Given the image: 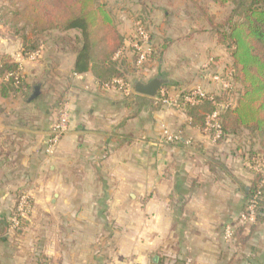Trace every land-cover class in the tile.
<instances>
[{"label": "crops", "instance_id": "obj_1", "mask_svg": "<svg viewBox=\"0 0 264 264\" xmlns=\"http://www.w3.org/2000/svg\"><path fill=\"white\" fill-rule=\"evenodd\" d=\"M208 35L186 33L179 68L167 54L173 42L153 41L157 50L167 45L158 64L181 72V83L210 90L198 66L207 58L220 71L227 48L205 42ZM49 45L45 59L33 62L22 44L0 38V54L21 64L28 83L41 90L39 82L52 79L66 89L70 108L68 130L47 153L54 92L40 91L32 102L6 98L0 82V264H264V222L245 227L236 243L254 179L246 166L247 132L217 142L191 125L182 108L150 106L151 97L134 91L138 101L125 102L119 91L100 86L91 69L74 73L76 54ZM52 64L53 76L47 75ZM209 77L213 89L221 88ZM163 126L181 132L182 141L162 142ZM24 190L33 209L14 228ZM227 225L236 228L230 242Z\"/></svg>", "mask_w": 264, "mask_h": 264}, {"label": "trees", "instance_id": "obj_2", "mask_svg": "<svg viewBox=\"0 0 264 264\" xmlns=\"http://www.w3.org/2000/svg\"><path fill=\"white\" fill-rule=\"evenodd\" d=\"M11 1L12 8L9 13L16 23L23 22L25 27H29L35 33L43 34L51 31L64 33L55 38L51 45L58 54H76L74 73H83L91 69L102 87L104 84H112L115 79L119 78L128 82V76L121 68L127 62L124 55L126 37L122 34L112 9L105 2L102 0ZM214 2L222 7L232 5L230 13L222 24L215 21L204 2L187 0L189 7H195L201 11L215 31L218 42L229 51L232 78L235 85L238 84L241 87L236 105L220 108L219 104L224 102V98L210 93L206 97H199L198 102L193 104L186 101V97L192 94V90H186L178 95L175 107L182 108L190 119L191 125L201 130L208 127V116L218 112L215 121L220 125L222 133L215 139L217 142L232 136H239L244 131L258 137V147L254 148L251 144V149L247 154L250 159L254 156L260 159L263 170L254 173L244 208L245 211L249 199L259 191L256 218L251 225L254 228L258 223L264 222V0H214ZM139 22L147 31L145 24L140 20ZM135 38H138V33ZM149 39L152 52L148 61L159 59L162 52L167 49V45L157 50L153 45L152 37L149 36ZM35 51L32 49L24 54L29 56ZM134 52L136 54L134 65L142 67L137 64L138 53L136 50ZM0 57L2 59L1 73L19 68V63L13 62L8 54L2 53ZM54 64L47 71V75L53 76ZM39 83L42 86L41 94L50 91L55 94L57 111L55 123L67 101L66 89L60 84L56 85L52 79ZM1 84V94L6 98L22 96L25 101H28L35 90L33 85L28 83L25 75H23L20 86H16L13 79L7 82L1 81ZM47 84L50 86L46 88ZM162 104L160 101L155 105L159 107ZM209 133L214 137L216 128L210 127ZM14 211L15 208L13 215ZM238 225H240L239 221ZM247 226L240 225L239 231H244Z\"/></svg>", "mask_w": 264, "mask_h": 264}, {"label": "rangeland", "instance_id": "obj_3", "mask_svg": "<svg viewBox=\"0 0 264 264\" xmlns=\"http://www.w3.org/2000/svg\"><path fill=\"white\" fill-rule=\"evenodd\" d=\"M102 1L105 2L112 9L113 15L117 21L118 26H121V28L123 29L121 31L125 32V36H128L127 39L130 38V40H128V42L126 43V48H125L126 50L125 58L127 59V62L125 63V65H123V67H121L128 76V80H127L128 83L132 84L133 81L136 79H142L147 81L157 75L167 74L172 79L171 84L173 85H170L169 87L165 85L161 88L160 91L164 95L172 93V89L174 87L176 88L179 87V89H181L180 91L182 92L186 90H193L199 86L198 83L196 84L194 81L190 82L189 84L181 83L180 82L181 79L180 74H182L181 72L175 70L172 67V65L163 66V64H158L157 60H151V61L149 60L142 67H138L137 65H134V58L136 54L133 50L134 49L133 44L136 39L135 37L137 36L136 33L137 22H139L140 20L145 24L148 34L150 37H152V40L157 42L159 45H162L165 42H169V41L173 42L174 48L169 49L167 54L168 55L171 54L173 57L176 58L175 59L176 65L174 66H177L179 62V50H180V46L182 45L181 41L186 37V33L189 32V30H191L193 33L196 32L203 36L209 34L207 39H205V42L207 43L210 41L217 40L215 31L209 25V23L205 19V16L202 15L199 9L195 7L192 8L189 7L190 5H188L187 0H102ZM200 1L201 3L204 2L206 4V9L209 10V13L214 17L216 22H219L221 24L224 23L227 15L230 13L232 9L231 4L222 7L219 6L216 2H214V0H200ZM11 8H12L11 0H0V26H1L0 38L4 37L6 40L10 41L15 45L22 44L23 52H29L32 49L38 51L40 55L34 60H31L29 59V56H26L30 61L36 62L39 59L44 60L46 56L45 52L47 48L50 46L49 44H52V41L55 40V38L64 35V33H61L59 31H51L43 34L32 32L29 27L24 26L23 22L16 23L12 19V16L9 13ZM122 17L126 19L125 20L127 22L126 25L129 28L126 27V25L124 24L125 21L122 19ZM126 29L128 30L126 31ZM69 34H74V33H69ZM222 48L225 49L226 47L222 44ZM224 52H225L224 53L225 59L223 61V66H221L220 71L212 69L211 66L213 61H210L207 58L201 61L200 65L198 66L199 68L198 70L202 72L203 77H201V79L203 82L205 81V83L208 82L210 90L204 89L201 85L199 87H201L210 94L222 96L224 98V102L220 103L219 106L221 104L223 106H226L228 104L235 106L241 87L238 84L235 85L233 81L232 69L230 66L231 59L229 63L227 62L228 59L230 58L228 49H225ZM205 57H207V54L204 53L201 56V59ZM170 60H171L170 58H167L166 63L169 62ZM177 68L179 67L177 66ZM209 76H211L213 80H215V77L219 76L220 80H216L215 82H218L221 88L213 89V87L210 86L212 81L210 80ZM227 79L230 81L231 84V88L228 90L227 88H224L222 86V82H221V80L227 81ZM117 91H119L122 94L125 102L129 101L130 103L131 102L135 103L138 101L136 97L130 95L133 92V90H131L130 92H124L123 90H117ZM127 94H129V96ZM53 95L55 96L54 93ZM17 97L19 96H15L14 98ZM53 99L56 101V97H53ZM150 100L151 101H148L149 104L145 103L144 105L148 104L150 106H156L155 105L156 102L157 103L160 102L155 98H152ZM19 101L20 100H18V102ZM246 137H249L252 145H254V148L255 146L256 148L258 147L259 142H258V137L256 135L254 134L251 135L249 133H246ZM24 192H28V191L24 190ZM28 194L31 196L29 192ZM244 233H245L244 231L237 232L236 235L237 244L241 245L242 239L238 241V238L242 237ZM237 249L239 250L237 252L240 253L241 250H243V247L242 246L238 247L237 245ZM241 264H243L242 261Z\"/></svg>", "mask_w": 264, "mask_h": 264}, {"label": "built area", "instance_id": "obj_4", "mask_svg": "<svg viewBox=\"0 0 264 264\" xmlns=\"http://www.w3.org/2000/svg\"><path fill=\"white\" fill-rule=\"evenodd\" d=\"M137 33L138 38L135 40L133 44L134 50L138 53V60L137 64L139 66H143L147 61L148 57L152 52V47L149 39L148 32L143 28V26L140 24V22H137ZM39 52L36 51L29 55V59L34 60L37 57H39ZM2 67V59L0 57V68ZM23 70L21 64H19V68L17 70L7 71L4 73L0 72V82H7L10 79L14 80V83L16 86H20L22 79H23ZM215 80H220L219 76L215 77ZM222 86L224 88L230 89L231 84L230 81L221 80ZM104 88L107 89H115V90H123L124 92H130L132 90V84L124 81L123 79H115L112 84H104ZM209 93L206 92L201 87H196L192 90V94L190 96L186 97V101L190 103H197L199 100V97H206ZM157 100L161 101L163 105L170 107V106H176L178 101V96H168L167 94H162L161 91L159 93V97ZM231 104H228L226 106L220 105L221 108H226ZM218 116V112H214L213 114L208 116V127L205 129V131L209 132L210 127L216 128V135L214 136V139L218 138L222 130L220 128V125L215 121V119ZM70 123V108L68 101H66L63 109L61 110V114L58 118V120L52 125L50 135L47 139V146H46V152L47 153H53L60 138L65 134V132L69 128ZM182 133L176 132L170 130L167 126H163L162 132H161V141L167 142V143H176L179 141H182ZM249 154L246 155V166L254 173L262 172V165L260 163V159L257 157L249 158ZM260 196V192L257 191L253 197L249 199L247 209L243 211L239 217V223L242 226H246L249 224H252L255 222L256 218V205L258 202V198ZM33 209V203L32 198L28 194V192H20L15 205V211L14 215L12 217V226L14 228H17L20 226L21 221L23 218L28 216L30 212ZM235 227L233 225H227L224 232V238L227 242H230L234 235H235Z\"/></svg>", "mask_w": 264, "mask_h": 264}, {"label": "water", "instance_id": "obj_5", "mask_svg": "<svg viewBox=\"0 0 264 264\" xmlns=\"http://www.w3.org/2000/svg\"><path fill=\"white\" fill-rule=\"evenodd\" d=\"M171 79L167 75H157L149 80L136 79L132 83V90L138 94L158 98L160 90L163 86L169 85ZM40 94L39 86H35L34 92L29 100L35 99Z\"/></svg>", "mask_w": 264, "mask_h": 264}]
</instances>
